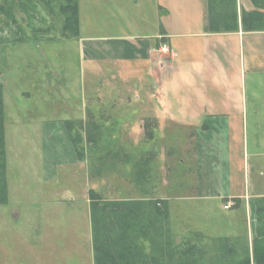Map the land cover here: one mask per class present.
<instances>
[{
    "label": "crops",
    "instance_id": "obj_1",
    "mask_svg": "<svg viewBox=\"0 0 264 264\" xmlns=\"http://www.w3.org/2000/svg\"><path fill=\"white\" fill-rule=\"evenodd\" d=\"M78 1L80 35L73 39L80 53V93L70 96L63 91L67 83L63 81L65 76L61 74L62 66L57 65L58 83L54 79L58 85L57 92L60 89L57 101L60 104L72 103V110L68 112L61 106L57 112L50 97L42 98L43 104L38 109L42 116H51V110H55L52 116H60L61 112L63 116H68L58 122L59 126L52 124L57 122L40 123L39 131L44 138L40 147L43 153H46V148L50 150L49 155H45L42 169L54 171L44 181L49 183L57 179L58 163H66L69 159L78 162L65 122L72 117L85 119L88 113L95 115V102H102L101 99L106 98L100 96L98 90L106 83L127 86L126 92L139 86L140 95L131 98L134 108L131 102L124 104L128 105L122 113L124 124L128 126L130 121L139 117L145 132V120L156 118L157 132L159 117L163 115L171 121L166 132H170L173 126L193 133L194 184L192 192L183 197L193 202L185 206L188 212L182 210L187 212L186 218L192 227L199 229L193 232L192 237H244L249 241L248 230L252 226L256 230L257 206L264 199V139L255 140L252 144L249 141L250 132L264 133V30L245 31L240 24L238 31L210 32L207 0H83L82 6ZM239 5V12L242 9H254L251 0H239ZM96 21L105 22L101 33L85 34V29L90 32ZM132 27L135 32L141 33H130ZM163 44L168 48L162 49ZM46 76L50 78L51 75ZM46 76L42 75L46 78L45 82L48 80ZM158 85L159 88L169 86L172 91L156 92L154 88ZM42 89L46 91V88ZM22 94L30 98V105L35 102L32 94ZM46 101L49 104H45ZM106 109L104 107L103 110ZM96 110L100 111V108ZM53 127L56 131L51 134ZM124 129L126 131V127ZM51 152L55 153L53 158ZM250 174H253L252 181ZM8 183L9 202L1 209L0 218L17 220L21 212L18 208L23 195L21 192L30 193V190L16 188L13 191L9 177ZM91 187L84 197L88 203L90 225ZM157 197L169 198L170 224L173 229V195ZM41 201L44 205L40 213L42 215L37 222H30V229L34 225L36 232L39 229L48 231L38 232V238L30 240L31 249L42 257V264L44 261L47 263L44 255L40 254L43 250L46 255L48 252L55 254L64 263L61 248L67 243V238L64 236L61 239L63 244L58 245V248L51 246V230L64 229L68 237L67 230H74L73 226L77 223L75 215H85V211L80 206L78 210L77 202L72 203V206L69 205L70 219L61 223L53 220L52 217H58L59 211L51 215L50 207L55 202L51 203L47 199L45 191ZM59 204L63 207L67 205L63 198L54 205L59 207ZM226 204H230V207L225 208ZM72 212L76 214L72 215ZM197 213L214 215V218H210L213 225V228L209 226L211 231L197 220ZM10 228L4 230L7 240L4 238L5 243L2 241L0 244L1 262L22 264L21 261L26 258L31 262L33 258L22 255L25 247L16 246L18 243L22 245L17 242L21 238L20 232H13L14 229ZM220 230H223L222 233H218ZM77 233L82 241L83 231ZM3 244L10 246L6 248ZM14 245L21 252L19 261L11 256ZM90 247L88 261L84 262L81 253L78 264H94L92 227ZM73 249L77 253L75 247Z\"/></svg>",
    "mask_w": 264,
    "mask_h": 264
},
{
    "label": "rangeland",
    "instance_id": "obj_2",
    "mask_svg": "<svg viewBox=\"0 0 264 264\" xmlns=\"http://www.w3.org/2000/svg\"><path fill=\"white\" fill-rule=\"evenodd\" d=\"M20 1L27 2V0H0L1 5H5V3L15 4V17L26 31V37H30V42H15V34H19L18 28L12 23L6 24L7 17L0 12V25L3 28V31L0 32V87L3 89L5 100L6 148L8 152L10 187L13 191L16 188L18 190L29 189L30 193L21 192L23 195L20 197L21 202H19L20 205L18 207L21 212H19L20 216L17 220L0 218V244L2 241L5 243L4 238L7 237V232L4 230H11L10 227H12L14 229L13 232H20L21 238L16 241L22 243V245L20 246L18 243L16 246L25 247L22 250V255L33 258L31 262L30 259L26 258V260L21 261L22 264H42L43 259L38 256L39 253H33L30 240L37 239L38 232L46 233L48 230L39 229L36 232L34 225L30 229V222H37L42 215L40 213L44 205L41 204L43 202L41 200L45 191L47 199L51 203H56V201L63 198L67 204L65 207L59 204L61 206L58 205L60 209L55 207V203L52 204L49 211L51 215L59 211L58 217L54 218V215L52 217L53 220H58L61 223H64L65 219L69 220L71 217L69 205L72 206V203L75 202L78 203L76 206L78 210L80 206L85 211V215H78L76 212H72V215L76 214L75 221L77 223L73 226L74 230H67L69 233L68 237H66L64 229L58 231L52 228V239L49 242L51 246L58 248V245L63 244L61 239H64V236L67 238V243L63 244L61 248V257H63L64 263L55 254L48 252L46 255L45 250H43V253L40 254L44 255V260H47L46 264H78L81 261L79 258L81 253L82 256L84 255V262L88 261V257L91 254V225L89 214H87L88 203L84 200V197L87 195L89 186H92L106 198L168 197L173 195L171 202L174 227L171 229L172 238L176 245L181 248L193 244L199 246L202 252V264H241L240 262L246 258L247 253H250L251 260H253L254 251L256 245H258L257 242H254L257 235L253 226L250 231L248 230L247 240L249 241H246L244 237L230 238L228 240V245L231 248L229 254L224 252L223 241L220 238L213 236L202 239L192 237L193 232L199 229L192 227L187 221L186 213L189 209L185 206L193 201L186 200L183 197L192 192L194 184L193 135L188 129L173 126L170 127V132H166V127L171 125V121L170 118L163 115L159 117L155 140L148 141L145 138V132L139 117L134 120L131 119L132 121L129 122L128 126L124 124L123 120L125 119L122 113L128 107V105L124 104L133 103L134 100L132 101L131 98L135 99V97L140 95L141 88L139 86L126 92L127 86L109 82L110 84L106 83L102 89L98 90L100 96L106 97L101 99L103 100L102 102L100 100L95 102L96 109L100 108V111L94 109L93 113L95 115L90 116L88 113L84 120L90 121L91 117V120L93 119L96 124L101 126L102 133L99 134L100 137H98V134L93 133L91 136L95 138L96 143L91 144L88 143L87 134L85 132L82 133L85 158L78 159V162L69 159L66 163H58L57 179L49 183L44 181L50 178L54 171H48L49 168L42 169L45 155L48 156L50 150L46 148V153H43L40 147L44 140L43 134L39 131L40 123L43 121L57 122L52 124L59 126L58 122L68 116H63V112L60 113V116H52V112H55V110L50 111L51 116H42V112L38 109L43 104L42 98L50 97L49 100L56 106L57 112L58 109H61V106L65 107L68 112L72 110V103L60 104L57 101L59 100L57 93L60 90L57 92L58 85L55 84L56 82L58 83L59 79L57 65L62 66L61 74L65 76L63 81L67 83L63 91L70 96L79 94L80 53L74 39H65L61 36V32H63V17L56 5L55 7L52 6V11H49L47 7L40 4L39 9L41 11H37V15H39L37 19L39 20H35L33 17L31 18L33 13L30 11L26 13L19 7ZM80 2L82 6L83 0H80ZM237 2L239 7V0ZM28 6L30 7V3ZM193 7L194 5H192ZM28 16H30V23ZM44 19L46 23L43 24ZM137 19L139 18L137 17ZM95 23L91 26L90 32H86L85 29L84 33H101L102 28H104L102 24L105 22L96 21ZM46 24L52 28H49L46 33L45 38L48 40L34 41L32 28L40 30L45 28ZM130 33L141 32H135L132 27ZM48 35H53V37L50 39ZM22 42L25 43L22 44ZM165 60L167 59L165 58ZM47 74L51 75L50 78L46 76ZM42 75L48 78L46 82V78H43ZM42 88H46V91H43L44 89ZM154 89L159 93H170L172 91L171 87H166L165 85L161 88L158 85ZM23 92L32 94L35 102L30 105V98L24 97ZM129 97L130 100H128ZM45 104L49 103L46 101ZM104 107L107 109L103 110ZM96 113L99 115L97 116ZM77 119L72 117V120ZM55 131L56 129L53 127L50 133L52 134ZM58 134L55 133V135ZM262 139H264V133H249L250 144L255 140L261 141ZM153 149L156 153L152 155L151 150ZM249 151L252 150L249 149ZM50 156L53 158L55 153L51 152ZM149 157H152L148 165L149 172L146 173L144 178L148 180H142L141 183L143 184H140L137 177L138 162L142 158ZM15 172L16 174H14ZM252 176L253 174L249 175L251 181ZM5 207L0 206V215L2 214L1 209ZM183 209H186L187 212L182 211ZM196 215L198 217L197 220L203 223L205 229L211 231L210 228H213V225L210 218H214V215L212 213L206 215L197 213ZM259 222L261 227H263L264 212L260 214ZM214 223L216 222L214 221ZM80 230L83 231L82 241L81 236L77 233ZM221 231L223 230L218 233H222ZM5 239L7 240V238ZM144 243L147 251H150L149 243L147 241ZM263 244L264 241L259 243L260 246ZM64 245H66V248ZM9 246L10 244L5 245L6 248H9ZM34 247H37V245ZM11 251L13 252L11 254L12 258L19 261L21 259L20 250L16 249L14 245ZM1 257L0 264H3Z\"/></svg>",
    "mask_w": 264,
    "mask_h": 264
},
{
    "label": "trees",
    "instance_id": "obj_3",
    "mask_svg": "<svg viewBox=\"0 0 264 264\" xmlns=\"http://www.w3.org/2000/svg\"><path fill=\"white\" fill-rule=\"evenodd\" d=\"M254 9H242L239 12L237 0H207V21L210 32L238 31L240 24L245 31L264 30V0H251ZM30 3V7L28 6ZM19 7L24 12L33 13L35 20L39 15V5L43 4L52 11V6L58 7L63 19V32L65 39L78 38L80 35L79 1L78 0H27L20 1ZM17 7V5H16ZM27 7V8H26ZM15 4H0V12L7 17L6 24L12 23L18 28L14 41H30L26 37V31L22 28L14 14ZM30 23V16H28ZM33 21V20H32ZM46 23L45 19L43 24ZM1 24V23H0ZM51 28L37 30L32 28L34 41L45 40L46 33ZM0 25V32H2ZM52 29V28H51ZM49 36V35H48ZM50 39L53 35L49 36ZM55 38V37H54ZM48 40V39H46ZM88 115L91 116L89 113ZM156 118L145 120V137L149 140L156 139ZM74 150L79 159L85 158V146L82 133L87 134L88 143L95 144L93 133H102V128L94 120L84 119L65 122ZM89 128V129H88ZM193 135V133H192ZM152 155L156 151L151 150ZM152 157L142 158L138 162L139 183L148 173V165ZM100 167V166H99ZM100 170V169H99ZM149 175V174H148ZM147 175V176H148ZM90 218L92 227V246L94 264H202L201 248L195 244L179 247L172 238L170 224L169 198L130 197V198H106L94 187L89 189ZM263 202L257 206L256 245L253 260L250 253L240 262L241 264H264V226L261 227L259 217L264 212ZM9 202L8 160L6 149V112L4 92L0 87V206ZM226 254L231 251L228 245L230 238H220ZM149 243L150 251H147L144 242ZM253 261V262H252Z\"/></svg>",
    "mask_w": 264,
    "mask_h": 264
},
{
    "label": "built area",
    "instance_id": "obj_4",
    "mask_svg": "<svg viewBox=\"0 0 264 264\" xmlns=\"http://www.w3.org/2000/svg\"><path fill=\"white\" fill-rule=\"evenodd\" d=\"M161 48H162V49H167L168 47H167L166 44H163V46H162ZM224 207H225V208H229V207H230V204H226Z\"/></svg>",
    "mask_w": 264,
    "mask_h": 264
}]
</instances>
